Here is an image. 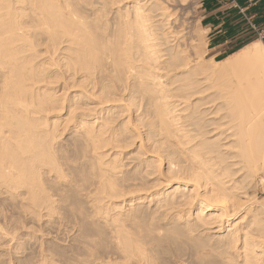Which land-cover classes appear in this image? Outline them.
Wrapping results in <instances>:
<instances>
[{
    "label": "bare ground",
    "instance_id": "1",
    "mask_svg": "<svg viewBox=\"0 0 264 264\" xmlns=\"http://www.w3.org/2000/svg\"><path fill=\"white\" fill-rule=\"evenodd\" d=\"M182 1L0 0V264H264V44Z\"/></svg>",
    "mask_w": 264,
    "mask_h": 264
},
{
    "label": "crops",
    "instance_id": "2",
    "mask_svg": "<svg viewBox=\"0 0 264 264\" xmlns=\"http://www.w3.org/2000/svg\"><path fill=\"white\" fill-rule=\"evenodd\" d=\"M238 1L244 11L232 7L229 0H198L200 17L209 29L212 49L239 47L258 38L252 24L264 28V0Z\"/></svg>",
    "mask_w": 264,
    "mask_h": 264
},
{
    "label": "rangeland",
    "instance_id": "3",
    "mask_svg": "<svg viewBox=\"0 0 264 264\" xmlns=\"http://www.w3.org/2000/svg\"><path fill=\"white\" fill-rule=\"evenodd\" d=\"M182 3L183 5L180 4L179 5L176 4L177 6L171 5V9L175 7L174 8L175 10L178 9V11L181 12L182 20L185 22L187 29L195 35L194 37L198 38L197 48L199 49V51L203 52V55L206 58H211V57H214L216 59L221 58L223 54L229 51V48L212 49V44H210L209 41V29L202 22V19L200 17L198 0H183ZM204 28H206V30H204ZM189 50L191 51L190 48ZM255 193L259 198L264 197V186L259 184L255 189Z\"/></svg>",
    "mask_w": 264,
    "mask_h": 264
},
{
    "label": "built area",
    "instance_id": "4",
    "mask_svg": "<svg viewBox=\"0 0 264 264\" xmlns=\"http://www.w3.org/2000/svg\"><path fill=\"white\" fill-rule=\"evenodd\" d=\"M232 7H237L240 9V11H244L245 9L240 6V3L238 0H229ZM252 28L256 31L257 37L261 39V37H264V28L260 27L256 24H252Z\"/></svg>",
    "mask_w": 264,
    "mask_h": 264
},
{
    "label": "trees",
    "instance_id": "5",
    "mask_svg": "<svg viewBox=\"0 0 264 264\" xmlns=\"http://www.w3.org/2000/svg\"><path fill=\"white\" fill-rule=\"evenodd\" d=\"M248 42H250V41H247V42L243 43L242 45H245ZM242 45L239 46V47L230 48L229 51H227L225 54H223L221 58L225 57L226 55H228V54H230V53H232L234 51H236L237 49H239L240 47H242ZM221 58H219V59H221Z\"/></svg>",
    "mask_w": 264,
    "mask_h": 264
},
{
    "label": "snow or ice",
    "instance_id": "6",
    "mask_svg": "<svg viewBox=\"0 0 264 264\" xmlns=\"http://www.w3.org/2000/svg\"><path fill=\"white\" fill-rule=\"evenodd\" d=\"M262 44H264V37H261Z\"/></svg>",
    "mask_w": 264,
    "mask_h": 264
}]
</instances>
